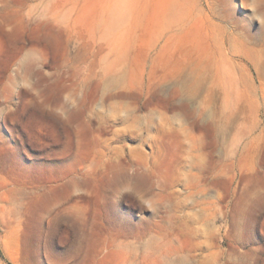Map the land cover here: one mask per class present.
<instances>
[{"label": "rangeland", "instance_id": "374dc122", "mask_svg": "<svg viewBox=\"0 0 264 264\" xmlns=\"http://www.w3.org/2000/svg\"><path fill=\"white\" fill-rule=\"evenodd\" d=\"M263 25L264 0H0V264H264Z\"/></svg>", "mask_w": 264, "mask_h": 264}, {"label": "bare ground", "instance_id": "6f19581e", "mask_svg": "<svg viewBox=\"0 0 264 264\" xmlns=\"http://www.w3.org/2000/svg\"><path fill=\"white\" fill-rule=\"evenodd\" d=\"M222 18H224V16L222 17ZM221 20H223V19H221ZM234 23H235V21H234ZM262 27H264V25L262 26ZM238 31V30H237ZM252 43V42H251ZM262 44V43H261ZM213 64V63H212ZM207 66V65H206ZM214 68V67H213ZM263 71H264V69H263ZM205 72H206V68H205ZM219 75V74H218ZM260 76V75H259ZM258 76V77H259ZM200 78V77H199ZM187 81L189 82L190 81V79L189 78H184L183 79V83H184V85H186V83H187ZM195 81V80H194ZM197 81H195V82H193V83H196ZM214 82V81H213ZM251 86V85H250ZM191 87V86H190ZM255 87V86H254ZM185 88V87H184ZM251 91V90H250ZM251 93V92H250ZM187 94V93H186ZM253 94H254V92H253ZM237 97V96H236ZM258 97V96H257ZM240 98V97H239ZM236 101V100H235ZM237 103V102H236ZM239 103V102H238ZM208 104V103H207ZM238 105V104H237ZM213 109V108H212ZM243 113V112H242ZM207 116V115H206ZM216 134H218V133H216ZM237 137V136H236ZM236 141V140H235ZM200 156V155H199ZM198 159V158H197ZM200 159V158H199ZM195 161H196V159H195ZM200 161V160H199ZM197 164V163H196ZM171 202V201H170ZM159 249V248H158Z\"/></svg>", "mask_w": 264, "mask_h": 264}]
</instances>
